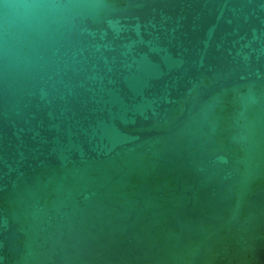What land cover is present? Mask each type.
Wrapping results in <instances>:
<instances>
[{"label": "water", "instance_id": "obj_1", "mask_svg": "<svg viewBox=\"0 0 264 264\" xmlns=\"http://www.w3.org/2000/svg\"><path fill=\"white\" fill-rule=\"evenodd\" d=\"M0 264H264V0H0Z\"/></svg>", "mask_w": 264, "mask_h": 264}]
</instances>
